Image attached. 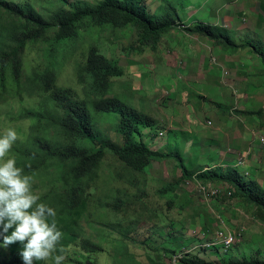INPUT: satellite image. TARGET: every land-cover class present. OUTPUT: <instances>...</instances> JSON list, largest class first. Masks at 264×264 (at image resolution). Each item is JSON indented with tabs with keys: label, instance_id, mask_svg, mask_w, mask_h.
I'll return each mask as SVG.
<instances>
[{
	"label": "rangeland",
	"instance_id": "obj_1",
	"mask_svg": "<svg viewBox=\"0 0 264 264\" xmlns=\"http://www.w3.org/2000/svg\"><path fill=\"white\" fill-rule=\"evenodd\" d=\"M8 1L30 4L47 18L63 7L56 0ZM101 1L70 0L86 6ZM121 1L146 6L158 19L172 14L178 24L155 49L143 44L134 26L125 30L108 25L89 27L77 42L61 46L55 44L52 34L48 41L28 48L24 81L36 73L53 71L58 87L72 91L76 100L93 109L96 95L91 85L81 84L79 72L90 50L98 48L126 72L113 80L110 97L121 99L153 120L151 128L141 126L138 141L157 153H181L188 169L197 167L192 172L234 169L264 188L262 58L253 48L227 49L185 31L199 24L214 25L238 44L252 42L264 51V0ZM33 89V99L25 96L23 102L18 99L0 106V202L3 212L23 228L26 240L32 241L37 264H174L175 256L184 257L179 264L185 260L218 264L264 261V222L258 219L255 208L235 192L233 197L206 201L195 185L186 187L181 173L175 175L176 167L181 171L180 160L158 161L155 169L138 173L109 152L97 187L88 194L90 201L83 200L73 222L56 228L41 218L47 205L44 200L54 185L45 177L21 182L17 170L20 151L34 133L35 123L28 113L39 110L48 96L39 87ZM210 121L215 124L208 125ZM120 122L116 115L99 122L105 143L125 145ZM161 132L165 137H160ZM241 157L246 165L237 167ZM221 221L239 235L227 253L220 246H207L215 243ZM45 227L54 228L58 236L46 238V244L36 242L33 232H44ZM68 230L75 238L66 235ZM85 241L100 245L102 253L85 252ZM10 249L0 246V264L9 260Z\"/></svg>",
	"mask_w": 264,
	"mask_h": 264
},
{
	"label": "trees",
	"instance_id": "obj_2",
	"mask_svg": "<svg viewBox=\"0 0 264 264\" xmlns=\"http://www.w3.org/2000/svg\"><path fill=\"white\" fill-rule=\"evenodd\" d=\"M56 1L63 7L51 12L47 18L30 4L0 0V106L14 104L18 99L23 102L25 96L33 99V88L36 87L48 95L39 110L28 113L35 123L34 133L17 158L21 182L45 177L54 185L52 194L44 200L47 205L40 217L56 228L73 222L83 208V200L90 201L88 194L97 187L99 174L110 152L128 169L138 173H145L158 161L180 160L184 184L198 176L204 183H221L230 187L232 197L234 192L240 195L264 222V188L257 182L247 181L234 169L224 173L219 170L192 172L184 165L181 153H157L136 139L141 134V126L151 128L153 120L121 99L110 97L113 80L120 79L126 72L118 61L106 58L98 48L90 50L87 63L79 72L81 84L91 85L96 95L93 109L76 100L72 91L58 87L53 71L45 75L36 73L27 83L24 81L28 48L48 41L52 34L55 44L61 46L66 45L65 42H77L80 33L89 27L108 25L114 30H125L134 26L140 31L143 44L153 45L155 49L178 24L172 14L158 19L148 12L146 6L128 1L102 0L95 6H86L83 2L73 4L70 0ZM174 13L178 15L176 9ZM185 31L206 37L227 49L253 48L264 63V51L259 45L252 42L238 44L230 35L218 32L214 25L199 24L187 27ZM112 115L121 117L119 133L125 137L123 147L105 143L98 130L99 122ZM1 206L0 202V246L10 247L12 252L9 260L1 264H37L32 241L26 240L23 228L3 212ZM56 232L52 227H45L44 232L36 230L33 234L36 242L46 244V238L58 236ZM66 235L75 238L70 230ZM62 245L67 248V243ZM82 248L89 254L102 253L100 245L89 241H85ZM183 263L218 264L186 260ZM228 264H264V261L238 260Z\"/></svg>",
	"mask_w": 264,
	"mask_h": 264
},
{
	"label": "built area",
	"instance_id": "obj_3",
	"mask_svg": "<svg viewBox=\"0 0 264 264\" xmlns=\"http://www.w3.org/2000/svg\"><path fill=\"white\" fill-rule=\"evenodd\" d=\"M210 125H212V122H209ZM166 133L161 132L160 137H165ZM264 142V139H263ZM246 165V160L244 157H241L239 159V163L237 167L245 166ZM185 185L187 187H192L195 185V190L198 191L200 196L204 198L206 201H209L211 199H217L222 196H227L231 197L233 194V190L230 188L229 190H224L223 185L221 183H214V182H209V183H204L198 179V176H194L192 179L188 180ZM222 225L220 228V231L217 232L215 235V243L207 245L209 249L221 247L223 251L226 253L229 252L234 245L239 241V235L236 233L231 232L228 230L226 225L224 224L223 221H221ZM207 246H204L202 248H206ZM187 254V253H186ZM184 259L183 256H175L173 257V263L174 264H179L182 260Z\"/></svg>",
	"mask_w": 264,
	"mask_h": 264
},
{
	"label": "crops",
	"instance_id": "obj_4",
	"mask_svg": "<svg viewBox=\"0 0 264 264\" xmlns=\"http://www.w3.org/2000/svg\"><path fill=\"white\" fill-rule=\"evenodd\" d=\"M210 12L212 13L213 11H210ZM185 110H186V107H185ZM185 110H184V111H185ZM185 114H186V112H185ZM215 121H216V120H215ZM210 122H212V121H210ZM212 123H213V122H212ZM183 124H186V121L183 122ZM213 124H215V123H213ZM213 124H212V125H213ZM208 125H210V124L208 123ZM204 132L207 133L206 130H205ZM222 159L225 160V157H222ZM154 165H155V164L152 165V170L155 169V166H154ZM164 167H165V168H169L168 165H167V166L165 165ZM196 168H197L196 166L193 167V166L191 165V169H189V170H190V171H193V170H195ZM160 171H161V167H160ZM180 173H181V175H182V172L180 171V169H178V168L176 167V173H175V175H180Z\"/></svg>",
	"mask_w": 264,
	"mask_h": 264
},
{
	"label": "clouds",
	"instance_id": "obj_5",
	"mask_svg": "<svg viewBox=\"0 0 264 264\" xmlns=\"http://www.w3.org/2000/svg\"><path fill=\"white\" fill-rule=\"evenodd\" d=\"M187 187V186H186Z\"/></svg>",
	"mask_w": 264,
	"mask_h": 264
}]
</instances>
